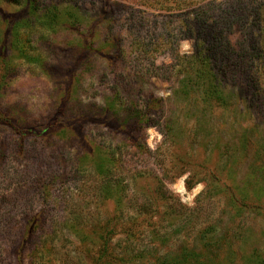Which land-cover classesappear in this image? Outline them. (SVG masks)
<instances>
[{"label": "rangeland", "instance_id": "rangeland-1", "mask_svg": "<svg viewBox=\"0 0 264 264\" xmlns=\"http://www.w3.org/2000/svg\"><path fill=\"white\" fill-rule=\"evenodd\" d=\"M203 27L234 53L225 105L190 60ZM19 260L264 264V0H0V264Z\"/></svg>", "mask_w": 264, "mask_h": 264}, {"label": "trees", "instance_id": "trees-1", "mask_svg": "<svg viewBox=\"0 0 264 264\" xmlns=\"http://www.w3.org/2000/svg\"><path fill=\"white\" fill-rule=\"evenodd\" d=\"M53 18L52 16L51 19ZM56 19L59 20L58 17ZM206 23V21L203 22V26ZM233 55L234 53L228 47L223 33H215L212 27L204 29L198 39L195 40L194 52L190 60L198 66V71L208 76L209 82L203 88L204 100L214 101L219 105L227 103L219 86V75L222 73L221 67L223 63L227 64ZM140 118L136 117L134 120H139ZM18 263L23 264L21 260ZM160 264H172V262L164 260Z\"/></svg>", "mask_w": 264, "mask_h": 264}]
</instances>
